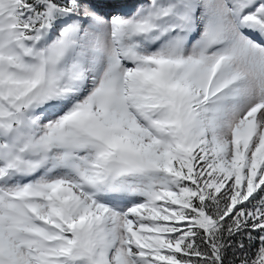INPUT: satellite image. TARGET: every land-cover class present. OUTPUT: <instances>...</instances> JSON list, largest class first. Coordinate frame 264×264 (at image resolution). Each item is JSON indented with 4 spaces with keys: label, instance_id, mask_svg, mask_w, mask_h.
<instances>
[{
    "label": "snow or ice",
    "instance_id": "6c2138e0",
    "mask_svg": "<svg viewBox=\"0 0 264 264\" xmlns=\"http://www.w3.org/2000/svg\"><path fill=\"white\" fill-rule=\"evenodd\" d=\"M0 264H264V0H0Z\"/></svg>",
    "mask_w": 264,
    "mask_h": 264
},
{
    "label": "trees",
    "instance_id": "16d2710c",
    "mask_svg": "<svg viewBox=\"0 0 264 264\" xmlns=\"http://www.w3.org/2000/svg\"><path fill=\"white\" fill-rule=\"evenodd\" d=\"M229 258H231V251L229 252Z\"/></svg>",
    "mask_w": 264,
    "mask_h": 264
}]
</instances>
